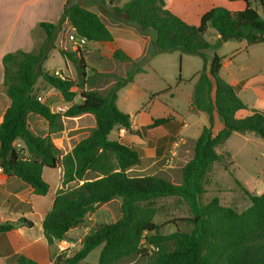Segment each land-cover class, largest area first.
<instances>
[{
  "label": "trees",
  "instance_id": "obj_1",
  "mask_svg": "<svg viewBox=\"0 0 264 264\" xmlns=\"http://www.w3.org/2000/svg\"><path fill=\"white\" fill-rule=\"evenodd\" d=\"M243 1L244 10L212 8L202 16L199 25L188 24L169 11L165 0H132L122 7H112L114 23L150 37L145 56L138 61L121 49L113 53L114 60L131 65L125 77L100 72L88 75L82 51L59 50L75 66L79 82L61 80L44 71L43 65L51 51L57 49V32L66 21L75 29L77 38H85L89 43L114 42L99 14L74 0L67 2L57 24L40 23L45 38L35 50H18L3 57L2 86L11 103L0 121V168L8 177H16L30 186L38 197H46L50 192L46 170L62 168L63 183H76L57 192L45 215L43 234L49 247L66 240L99 206L122 199L121 217L116 222L96 226L82 239L78 251L68 257L61 253L51 264H92L84 261L100 246L102 250L95 264H118L137 256L149 257V246L158 249L150 257L151 264H264V193L253 195L243 187L251 205L242 212L223 206L217 197L206 204L202 202L209 175L214 165L222 161L217 149L234 133H253L264 139L263 112L253 109L246 117L237 116L249 108L236 88L221 77L220 56L215 53L210 65L197 75L192 108L206 114L209 125L203 127L192 158L181 170L180 184L157 175H131V170L142 162L143 150L109 138L115 128H121L143 139L150 130L171 122L170 118H155L150 125L135 129L131 116L117 105L118 92L133 83L136 75L146 72L145 63L150 57L176 49L187 55L203 56L204 51L221 46V37H240L249 46L264 44V0ZM101 2L106 4V0ZM258 7L262 8V14ZM210 30L217 34L214 42L207 39ZM40 78L58 91L65 103L72 104L68 110L54 112L38 100L35 86ZM110 78H114V83L106 92L101 91L98 83ZM179 82L183 80L179 78ZM74 88L80 91L77 104H73L78 95ZM170 91L169 87L155 96ZM87 114L94 116L95 127L70 153L62 155L51 134L63 130V118ZM31 115L48 123L50 135H37L30 130ZM217 119L222 128L215 133ZM17 141L25 148L19 150ZM169 197H178L188 205L192 217L190 231L160 233V225L154 221L156 210L150 204ZM21 226L31 228L33 222L21 218L0 223V234ZM144 242L148 247H144ZM17 264L36 263L20 256Z\"/></svg>",
  "mask_w": 264,
  "mask_h": 264
},
{
  "label": "rangeland",
  "instance_id": "obj_2",
  "mask_svg": "<svg viewBox=\"0 0 264 264\" xmlns=\"http://www.w3.org/2000/svg\"><path fill=\"white\" fill-rule=\"evenodd\" d=\"M74 1L99 14L107 26L114 31H127L130 29V27L121 23L113 22L112 7H122L132 0H117L115 2L106 0V4H103L101 0ZM210 3H213L215 7L235 11L233 10L235 8L232 5L233 2L229 0H208L202 3L200 8L203 9ZM242 3H238L237 6H244ZM177 7L188 12V15H190L193 8L191 5H179ZM258 11L260 14L263 12L260 7H258ZM72 33V26L64 22L57 32L55 42L57 49L51 51L43 68L52 76H54L55 71H60L67 79L77 83L79 82V75L75 66L71 61L65 60L59 52V50L72 51L68 38ZM34 36L38 40V47L44 40L45 33L38 28L35 30ZM216 37L217 34L210 30L207 39L214 42ZM120 38L118 37V39ZM82 53L88 66V75L100 72L125 77L131 66L128 63H119L114 60L112 51H107L106 54H102L98 50L92 51L89 43L84 47ZM215 53L223 59L222 77L228 79L234 85L241 84L243 87L244 90L240 93L242 99L247 101L250 106H253L257 101L260 105L264 104V44L249 46L245 40L230 39L222 41L217 50L204 51L203 56L187 55L176 49L150 57L145 63L147 73L139 76L134 83L118 92L117 105L122 112L131 116L132 124L138 125L143 117L149 116L153 119L170 118L171 122L166 126L150 130L143 139L127 134L124 129H114L109 137L110 140H119L131 146H137L142 140L145 141L146 145L143 148L137 146L144 152L143 162L131 170V175H157L175 184L181 183V170L192 158L195 142L203 127L209 125L208 116L192 108V95L197 81V74L205 66L210 65ZM179 78L184 82L180 83ZM2 83L0 82V113H3L10 104ZM113 83L114 78H110L105 82L100 81L98 86L101 91L106 92ZM169 87L171 88L170 92L155 96L156 93ZM74 90L78 95L73 104H77L80 102V91L76 88ZM35 92L54 112L64 105L68 107L72 105L65 103L61 94L42 78L38 80ZM62 121L63 130L51 134V137L54 145L61 151L62 155H66L90 134L96 123L94 116L91 114L76 118L65 117ZM221 125L222 123L217 119L213 128L215 133L219 131ZM29 128L37 135H50L48 123L37 115L29 117ZM15 145L19 150L25 148L21 141H17ZM144 148L146 151H144ZM227 149L234 156L235 166H233L231 155ZM154 150L155 156H153ZM217 151L222 155V161L214 165L209 175L206 193L202 196V202L206 204L217 197L223 206L232 207L242 212L251 205L243 192V187L251 190L254 195L264 193L263 188H259L257 191L252 190V183L255 179L264 182V176L261 174L264 172V139L255 136L253 133H249L245 137L236 134L220 146ZM23 153L26 155V151ZM45 179L50 184V192L46 198L48 207L53 202L57 192L61 189L71 188L76 184L65 185L63 183L62 168L46 170ZM121 204L122 199L118 198L99 206L95 212L90 213L84 222L67 236L65 241L72 245L70 248L60 251L58 248L59 242L51 247V260L59 251L60 254L65 253L67 257L73 255L81 248L82 239L93 228L101 224L116 222L121 217ZM150 205L156 210L154 221L160 225L162 235L192 229L190 209L182 199L178 197L162 198ZM27 231L31 237H34L39 233V227L36 226L31 230L27 228ZM144 247H147L146 242H144ZM101 250L102 246L93 250L84 262L97 263ZM152 254L153 251L150 249L149 257L137 256L118 264H151L150 257ZM11 264H17V261H12Z\"/></svg>",
  "mask_w": 264,
  "mask_h": 264
},
{
  "label": "crops",
  "instance_id": "obj_3",
  "mask_svg": "<svg viewBox=\"0 0 264 264\" xmlns=\"http://www.w3.org/2000/svg\"><path fill=\"white\" fill-rule=\"evenodd\" d=\"M68 1L71 0H0V82H3L4 79L3 57L7 53L16 52L18 50L24 52H32L35 50L38 41L34 36L35 30H37L40 23L43 22L57 24L61 19ZM206 1L208 0H165L166 8L169 11L191 25H199L202 16L215 7L213 3H210L208 6L201 9L200 5ZM240 2H243L242 4L244 6H237ZM179 5L193 6L190 15H188V12L178 9L177 6ZM232 5L235 6V8H233L235 11L244 10L246 7V3L243 0L235 1ZM109 29L114 36V42L89 43L92 47V51L98 50L101 51L102 54H106L107 51H112L114 53L115 50L121 49L135 61L140 60L145 55L150 43V37L139 35L133 28L127 31L119 30L118 32L111 28ZM118 37L121 38L118 39ZM223 67L224 64L222 69ZM146 73L147 70L143 74ZM143 74L136 75L134 82ZM224 80L236 88L238 96L242 99L240 93L244 89L241 84L234 85L228 79ZM243 101L247 104L249 110L241 111L243 113L239 112L237 114L239 118L248 116L250 110L253 109L264 113V104L260 105L259 101H257V103L255 102L253 106H250L247 101ZM6 109L3 113H0V121ZM152 122V117H143L142 120H140V124L136 125L133 123V127L138 129L142 126L150 125ZM220 128H222V125ZM236 134L239 135V133H234L229 140ZM248 134L249 133L241 134V136L245 137L248 136ZM145 145V141L143 142V140L140 144H137V146H141L142 148ZM144 151H146L145 148ZM227 151L231 155L233 166H235L232 152L228 149ZM153 156H155V150ZM261 174L264 176V172ZM259 188L264 189V182L255 179L252 183V190L257 191ZM249 192H251V190H249ZM251 193L253 194V192ZM46 198L47 196H35L30 186L16 177H8L0 170V223L18 221L21 218H27L33 222V227L31 228L21 226L6 234H0V264H11L12 261L16 262L20 256H25L33 260L36 264H51V262L59 256L60 251L57 252L51 260V247H49L43 234V221L47 211L52 205L51 202L49 207L47 206ZM36 226L39 227V233L31 237L28 234L27 228L31 230Z\"/></svg>",
  "mask_w": 264,
  "mask_h": 264
},
{
  "label": "built area",
  "instance_id": "obj_4",
  "mask_svg": "<svg viewBox=\"0 0 264 264\" xmlns=\"http://www.w3.org/2000/svg\"><path fill=\"white\" fill-rule=\"evenodd\" d=\"M66 23L68 24V22L66 21ZM73 29V33L69 35V42L71 43V50L72 51H82L84 49V47L89 43L85 38H77L76 37V32L75 29L72 27ZM54 76L61 79V80H65L67 77L60 71H55L54 72ZM38 100L40 102H43V99L41 97H38ZM70 107V106H69ZM67 105H64L62 107H59L57 110L58 112H65L66 110H68L69 108ZM0 170L2 171V169L0 168ZM72 245L68 244L67 241L62 240L59 242L58 248L60 251H65L68 248H70ZM148 247V246H147ZM148 248H150L152 251H156L158 250L156 247L154 246H149Z\"/></svg>",
  "mask_w": 264,
  "mask_h": 264
},
{
  "label": "water",
  "instance_id": "obj_5",
  "mask_svg": "<svg viewBox=\"0 0 264 264\" xmlns=\"http://www.w3.org/2000/svg\"><path fill=\"white\" fill-rule=\"evenodd\" d=\"M222 41H228L230 39H236V40H241L240 37H221Z\"/></svg>",
  "mask_w": 264,
  "mask_h": 264
}]
</instances>
